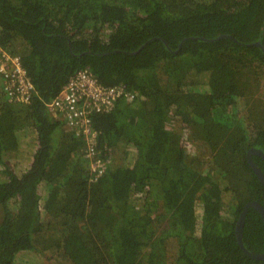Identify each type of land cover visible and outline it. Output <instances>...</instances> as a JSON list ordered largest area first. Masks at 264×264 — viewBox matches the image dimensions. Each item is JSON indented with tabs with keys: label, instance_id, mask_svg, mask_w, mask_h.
<instances>
[{
	"label": "trees",
	"instance_id": "1",
	"mask_svg": "<svg viewBox=\"0 0 264 264\" xmlns=\"http://www.w3.org/2000/svg\"><path fill=\"white\" fill-rule=\"evenodd\" d=\"M37 2L57 14L52 29L67 18L61 30L80 51L134 52L155 35L174 47L190 35L256 34L252 41L264 31V0ZM3 12L0 4V43L21 56L36 92L29 104L10 102L0 74V264H264L248 258L234 234L244 203L264 204L246 161L250 148L264 150L259 48L200 40L172 55L152 41L136 56H85L81 69L127 95L94 120L92 158L48 108L71 77L70 62L77 65L66 40L37 32L43 20L33 27ZM244 238L264 252V223L253 208Z\"/></svg>",
	"mask_w": 264,
	"mask_h": 264
},
{
	"label": "built area",
	"instance_id": "2",
	"mask_svg": "<svg viewBox=\"0 0 264 264\" xmlns=\"http://www.w3.org/2000/svg\"><path fill=\"white\" fill-rule=\"evenodd\" d=\"M0 74L5 77L4 90L9 92V96L19 101H30L35 90L34 82L21 56L1 43ZM122 95V89H110L102 83L98 73L82 68L71 75L62 94L51 100L48 108L52 115L59 112L66 118L84 143L87 156L94 158L98 153V131L93 122L99 115L107 113L110 105Z\"/></svg>",
	"mask_w": 264,
	"mask_h": 264
},
{
	"label": "water",
	"instance_id": "3",
	"mask_svg": "<svg viewBox=\"0 0 264 264\" xmlns=\"http://www.w3.org/2000/svg\"><path fill=\"white\" fill-rule=\"evenodd\" d=\"M10 7H8L10 14L13 12V14H15L17 17H22L25 18L23 23H26L29 25L30 21L29 18L27 17V15H24L21 12H18V10L16 9L15 6H13L10 3H7ZM24 3H22V5H24ZM21 10V9H19ZM30 15V13H28V16ZM40 18V16H39ZM38 18V19H39ZM9 20V19H8ZM43 20V25L41 26L42 28H39L37 30V32H39L42 36L47 37V38H51L53 37H60L62 38L64 41L66 40L68 48L70 50V52L74 55H77L79 57H82L83 55L86 54H99V55H103V56H107L110 55L112 53L115 52H123L124 50H112V51H105V52H97V50L95 49H84L81 50L80 53H76L74 51V47L70 44V42L67 40L68 38L66 36H64L61 32H59L58 30H54L51 29L48 26V22H47V18L44 17ZM14 23H18V22H14ZM222 39H231L234 42H236L237 44L243 46V47H257L259 48L263 54H264V44L262 43L261 40H257L255 42H243L242 40H240L238 37L234 36L233 34H229V33H224L221 35H218L216 37H204V36H194V37H186L182 40L181 44L178 45V47L176 48H171L170 44L161 36V35H155L154 37L151 38H146L145 42H143L139 49H137L135 51V53H130L131 55H136L139 51H141L147 44H149L152 41H160L163 45H165L166 47H168L169 49H171V53L174 52H179L183 49V45L186 41L188 40H201V41H206L209 43H215L218 42ZM257 155L260 156L264 159V150L262 148H252L248 151V157H249V163L250 166L252 167L254 173L256 174L257 178L261 181V183L264 185V172L263 170L253 161V159L251 158L252 155ZM249 201V200H248ZM256 209L258 212H260L263 221H264V206L258 202V201H249V202H245L244 205L242 206L241 212L238 215V218L235 222L234 225V234L236 236L238 245L240 246L241 250L249 257L258 261H264V252L263 253H258V252H254L252 251L250 248L247 247L246 243H245V238H244V231H245V224H246V219H247V215H248V211L250 209Z\"/></svg>",
	"mask_w": 264,
	"mask_h": 264
},
{
	"label": "flooded vegetation",
	"instance_id": "4",
	"mask_svg": "<svg viewBox=\"0 0 264 264\" xmlns=\"http://www.w3.org/2000/svg\"><path fill=\"white\" fill-rule=\"evenodd\" d=\"M14 1V2H13ZM5 2L7 3V2H10L13 6H15L16 7V9L18 10V12H21L23 15H24V17H25V14L27 15V17L29 18V21H30V24L33 26V27H35L36 25H38L39 23H37V24H33V23H35V19H37L38 20V18H39V14H37V13H33V12H30L29 10H27V8H24L23 7V5H22V0H0V4H2V6H3V8H4V12H3V16H2V18H5V19H9V20H12V21H14V22H24V19L25 18H22V17H17L15 14H13V13H15V12H13L12 11V13L10 14V12H9V9H8V7H10L9 5H7V4H5ZM13 2V3H12ZM18 3V4H17ZM17 4V5H16ZM19 9H21V10H19ZM28 13H30V15L28 16ZM35 18V19H34ZM40 20V19H39ZM52 20H50V22H51ZM48 22V21H47ZM48 26L52 29V23H51V25L49 24V22H48ZM40 27H41V25H40ZM249 26H247L246 27V29H247V32L248 33H254V32H256L255 31V29H253V28H248ZM42 28V27H41ZM55 29H57V28H55ZM263 30H264V28H263ZM221 34H224V33H220V34H218V35H221ZM230 34V33H229ZM264 34V31L262 32V34L261 35H259L258 36V39H254V40H252V41H249V40H251L250 38H253V36L254 35H256V34H254V35H252L251 37H249V38H246V39H241V38H239L238 36H236V35H234V36H236V37H238L240 40H244L243 42H255V41H257V40H261L262 39V35ZM218 35H215L214 37H216V36H218ZM194 36H196V35H190V36H188V37H194ZM44 37V36H43ZM196 37H198V36H196ZM44 38H46V39H49V40H52V41H60V40H62L63 41V39L62 38H60V37H53L52 36V39L51 38H47V37H44ZM184 38H186V37H183V38H181V40H180V42L174 47V46H172L170 43V47L173 49V48H176V47H178V45L179 44H181V42H182V40L184 39ZM188 41H199V40H188ZM188 41H186L185 43H184V45L183 46H185V44L188 42ZM233 41V40H232ZM209 43V42H208ZM236 43V42H235ZM237 44V43H236ZM239 45V44H238ZM254 47V46H253ZM253 47H249V48H253ZM167 49H168V52H169V54H172V55H175L177 52H174V53H171V49H169L168 47H167ZM70 51V50H69ZM74 51L76 52V53H80V50H77V49H74ZM182 51V50H181ZM71 53V52H70ZM123 53H124V55H127V54H129L130 56H136V55H131L130 53H135V51L134 52H130V51H126V50H124L123 51ZM263 53V52H262ZM71 55L76 59V60H78V61H76L75 63H77V65H75V64H72L71 62H70V64L69 65H71V67H73L72 69H68V72H69V74H71V75H73L76 71H72V70H80L81 68H80V66L82 65V63H83V60H84V57L85 56H87V55H98V56H100V57H103V55H99V54H86V55H83L82 57H79V56H77V55H74V54H72L71 53ZM264 55V54H263ZM252 148H258V147H252ZM252 148H250V149H252ZM249 149V150H250ZM248 150V151H249ZM248 151L246 152V161L248 162V164L250 165V163H249V157H248ZM255 157H258L259 159H261L262 161H264V159L262 158V157H260V156H257V155H252V159H253V161L263 170V172H264V169L262 168V165L256 160V158ZM255 159V160H254ZM251 167V166H250ZM251 169H252V167H251ZM252 171H253V169H252ZM254 172V171H253ZM255 174V173H254ZM255 176H256V174H255ZM257 177V176H256ZM257 180L261 183V181L257 178ZM262 184V183H261ZM263 185V184H262ZM263 187H264V185H263ZM260 198H256V197H251L250 198V200L249 201H258V202H260L263 206H264V204L261 202V200H259ZM249 201H246V203L247 202H249ZM255 211H257L256 209H254ZM258 212V211H257ZM259 213V215L261 216V214H260V212H258ZM261 219H262V221H263V218H262V216H261ZM247 220V219H246ZM263 223H264V221H263ZM239 246V245H238ZM239 248H240V246H239ZM241 249V248H240ZM247 256V255H246ZM248 257V256H247ZM249 258V257H248ZM252 259V258H251ZM255 260V259H254Z\"/></svg>",
	"mask_w": 264,
	"mask_h": 264
},
{
	"label": "rangeland",
	"instance_id": "5",
	"mask_svg": "<svg viewBox=\"0 0 264 264\" xmlns=\"http://www.w3.org/2000/svg\"><path fill=\"white\" fill-rule=\"evenodd\" d=\"M25 4L23 5L24 8H27V10H29L30 12H35L37 14L40 15V20L47 18V21L49 22V24L52 23V21L50 22V20H52V18H56L57 14L52 12V9H48L50 12L48 11H45V10H40L39 8V3L37 2V0H22V3ZM60 19V22L62 24H59L57 28L61 29H65V22L67 21V18L65 17H59ZM71 23H73V25H76L77 23H79V20L78 19H71ZM254 67V66H253ZM247 92L248 93H254V88L253 87H248L247 88Z\"/></svg>",
	"mask_w": 264,
	"mask_h": 264
},
{
	"label": "clouds",
	"instance_id": "6",
	"mask_svg": "<svg viewBox=\"0 0 264 264\" xmlns=\"http://www.w3.org/2000/svg\"><path fill=\"white\" fill-rule=\"evenodd\" d=\"M65 36V35H64ZM68 38V37H67ZM68 41H69V39H67ZM70 42V41H69ZM70 44H71V42H70ZM73 47H74V45H72ZM14 52V51H13ZM15 53V52H14ZM17 54V53H16ZM76 71H78V70H76ZM76 73V72H75ZM3 86H5V82L3 83ZM35 86V85H34ZM36 92V88H35V90H34V92L32 93V95H31V99H30V101L29 102H25V101H19V100H17V99H14V98H10L9 99V101L10 102H16V103H20V104H29V103H31V101L33 100V96H34V93ZM125 96H127V95H122L120 98H118L114 103H116L119 99H121V98H123V97H125ZM130 96V98L132 99V98H134V99H136L137 97H139V94L137 95L136 93H132V94H130L129 95ZM109 112H111L110 110L107 112V113H109ZM59 113V112H58ZM60 114V113H59ZM56 115V114H55ZM55 115H53V116H55ZM61 115V114H60ZM62 116V115H61ZM99 116H101V115H99ZM98 116V117H99ZM64 117V116H63ZM65 118V117H64ZM67 123H68V121H67ZM79 139H80V137H79ZM81 140V139H80ZM257 178V177H256Z\"/></svg>",
	"mask_w": 264,
	"mask_h": 264
},
{
	"label": "bare ground",
	"instance_id": "7",
	"mask_svg": "<svg viewBox=\"0 0 264 264\" xmlns=\"http://www.w3.org/2000/svg\"><path fill=\"white\" fill-rule=\"evenodd\" d=\"M7 3H10V2H7ZM6 2H5V4H7ZM11 4V3H10ZM8 5V4H7ZM42 25V24H41ZM36 26H38V25H36ZM59 32H61L63 35H65V33L61 30V29H57ZM66 37H68V39H69V41L71 42V40H72V38L70 37V36H68V35H65ZM72 45V44H71Z\"/></svg>",
	"mask_w": 264,
	"mask_h": 264
}]
</instances>
